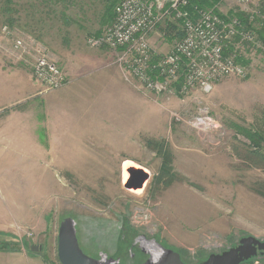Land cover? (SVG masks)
<instances>
[{"label":"rangeland","instance_id":"obj_1","mask_svg":"<svg viewBox=\"0 0 264 264\" xmlns=\"http://www.w3.org/2000/svg\"><path fill=\"white\" fill-rule=\"evenodd\" d=\"M119 1L0 0V72L5 59L4 66L27 67L32 75L42 54L60 53L66 27L79 26L94 46ZM217 9L248 19L250 29L242 24L253 40L233 47L247 74L189 95L148 92L130 78L145 110L138 114L131 97L129 121L100 122L98 145L50 143L43 151L35 145L25 159L0 158V252L22 250L34 264H61L59 229L67 217L77 223L83 251L106 256L105 264H160L169 249L197 264L243 237L264 240V2L222 0ZM182 35L171 16L149 39L166 54ZM163 142L170 164L158 149ZM133 168L149 176L142 188L127 187ZM249 263L264 264V254Z\"/></svg>","mask_w":264,"mask_h":264},{"label":"crops","instance_id":"obj_2","mask_svg":"<svg viewBox=\"0 0 264 264\" xmlns=\"http://www.w3.org/2000/svg\"><path fill=\"white\" fill-rule=\"evenodd\" d=\"M66 32L69 36L60 53L51 56L68 74V83L61 89L46 91L27 67L8 68L2 60L0 158L25 159L35 145L43 151L42 146L50 143L98 145L100 122L113 124L116 116L129 121L131 97L138 114L145 110L113 50L88 44L79 26L66 27ZM1 50L8 57H18L7 54L5 46ZM0 264H34V259L22 250L3 251Z\"/></svg>","mask_w":264,"mask_h":264},{"label":"built area","instance_id":"obj_3","mask_svg":"<svg viewBox=\"0 0 264 264\" xmlns=\"http://www.w3.org/2000/svg\"><path fill=\"white\" fill-rule=\"evenodd\" d=\"M236 1L240 6L264 2ZM188 2L120 0L113 22L91 42L94 46L104 45L113 50L116 63L126 77L137 80L140 88L148 92L161 93L178 84L176 90L183 95L196 90L211 92L220 78L245 76L247 69L239 61L240 56L227 49L238 41L253 40V33L244 28L238 17L222 18L211 9L194 13L182 9ZM171 16L181 23L183 35L172 51L158 54L152 48L149 32L161 19ZM16 43L21 47L20 40ZM32 75L46 91L57 90L68 82L64 67L46 54L36 60ZM207 118L203 119L210 124ZM205 121L200 124H208Z\"/></svg>","mask_w":264,"mask_h":264},{"label":"water","instance_id":"obj_4","mask_svg":"<svg viewBox=\"0 0 264 264\" xmlns=\"http://www.w3.org/2000/svg\"><path fill=\"white\" fill-rule=\"evenodd\" d=\"M136 176H139L138 182ZM149 176L147 173L131 169L127 187L142 188ZM33 245L32 250L37 251ZM264 254V240L255 236L243 237L239 244L221 253H212L205 260L197 264H242L258 254ZM58 256L61 264H105V257H91L87 255L79 242L77 223L74 218H65L60 225L58 239ZM160 264H189L186 263L178 251L169 249Z\"/></svg>","mask_w":264,"mask_h":264},{"label":"trees","instance_id":"obj_5","mask_svg":"<svg viewBox=\"0 0 264 264\" xmlns=\"http://www.w3.org/2000/svg\"><path fill=\"white\" fill-rule=\"evenodd\" d=\"M222 0H189L188 5L182 7V9L190 11L191 13H194L196 10H200V9H211L214 12H216L219 16H221L222 18H232V17H238L240 20H242V22H244L245 26L250 29V25H248V19L245 18L244 14H235V13H231V15H224L221 12L218 11L217 9V4L219 5L220 2ZM12 0H7L8 4H11ZM118 4V3H117ZM244 26V28H245ZM246 29V28H245ZM234 51L233 50V46H231L229 49H227V52H231ZM239 61L243 62V60L241 59V57H239ZM177 89H179V84L175 86ZM161 146L158 149H162V151L160 150V153L162 152V154L165 155V157L168 159L169 164L171 163L169 158H168V154L170 153L167 148H165V143H160ZM171 157V156H170ZM166 173H168V175H170V177H172L173 173L171 172V167L169 168V166H167V168L163 169ZM162 170V171H163ZM163 171V172H164ZM162 172V173H163ZM165 175V173H163ZM171 182V180L168 182V184ZM182 256V255H181ZM183 259V257H182ZM206 259V258H205ZM203 259V260H205ZM184 260V259H183ZM202 260V261H203ZM185 261V260H184ZM201 261V262H202ZM250 260L244 262L243 264H251L249 263ZM186 262V261H185ZM187 263V262H186ZM200 263V262H199Z\"/></svg>","mask_w":264,"mask_h":264},{"label":"bare ground","instance_id":"obj_6","mask_svg":"<svg viewBox=\"0 0 264 264\" xmlns=\"http://www.w3.org/2000/svg\"><path fill=\"white\" fill-rule=\"evenodd\" d=\"M177 88H178V87H177ZM126 173H127V172H126ZM128 176H129V175H128V173H127V178H125V182L128 180V178H129ZM160 257H161V256H160Z\"/></svg>","mask_w":264,"mask_h":264}]
</instances>
